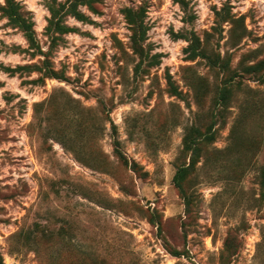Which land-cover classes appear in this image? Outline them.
I'll use <instances>...</instances> for the list:
<instances>
[{"label":"rangeland","instance_id":"obj_1","mask_svg":"<svg viewBox=\"0 0 264 264\" xmlns=\"http://www.w3.org/2000/svg\"><path fill=\"white\" fill-rule=\"evenodd\" d=\"M16 1L62 78L7 69L45 56L0 13L3 264H264V0H98L54 44L51 0ZM125 8L144 11L139 47ZM191 127L213 139L187 209Z\"/></svg>","mask_w":264,"mask_h":264},{"label":"trees","instance_id":"obj_2","mask_svg":"<svg viewBox=\"0 0 264 264\" xmlns=\"http://www.w3.org/2000/svg\"><path fill=\"white\" fill-rule=\"evenodd\" d=\"M97 5L98 0H64L63 2L57 0L49 1L47 3L49 17L47 20V25L45 27L46 35L51 37V40L54 44L57 38L61 37L63 34L75 31L76 28L69 26L65 21V18L68 16L73 17L80 22L90 23L92 20L82 10V7H85L90 12L98 13ZM123 11L132 31L133 44H135V47H139V43L144 39L146 32L143 24L144 11L142 9L134 10L132 8H125ZM0 13L8 19L9 23L12 26L18 28L22 32L25 40L29 45V48L34 50L32 52V55H34L35 51L37 50L45 56L44 59L40 60L39 64H25L16 66L15 68L7 69L11 73L16 72L18 69L28 70L29 72L37 71L40 73V77L38 78V80H41L44 77L62 78V76L50 65L48 59L49 51L44 52L40 50L34 30V22L28 11L24 9L22 4H20L16 0H4V3L0 5ZM186 38L188 44L184 48V51L187 53V57L189 59L204 57L205 54L201 50L200 39L198 38V36L192 33ZM137 67H139V64L137 65ZM255 67L256 68L254 70L264 68V60H261ZM173 92L175 94H178L176 88H173ZM226 94V88H221L218 99L220 101H224L226 99ZM211 139H213V136L211 134H209L208 132L202 133L196 127H191L189 132L184 136L183 151L188 156L189 161L187 164L180 165L176 168L172 181L174 186L181 193L185 207L187 209L190 205V198L184 189V183L198 161L201 143L204 141H209ZM133 169H136V164H133ZM261 184H264V166L261 171ZM156 226L160 230L161 225L159 221L156 222ZM171 252L176 256L181 253L175 249H172ZM0 264H3L1 256Z\"/></svg>","mask_w":264,"mask_h":264}]
</instances>
